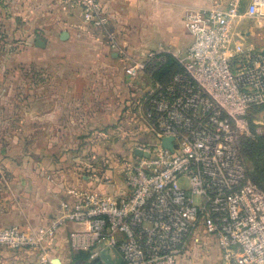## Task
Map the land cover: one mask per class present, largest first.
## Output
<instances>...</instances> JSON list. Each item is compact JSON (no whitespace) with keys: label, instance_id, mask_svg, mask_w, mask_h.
Instances as JSON below:
<instances>
[{"label":"built area","instance_id":"built-area-1","mask_svg":"<svg viewBox=\"0 0 264 264\" xmlns=\"http://www.w3.org/2000/svg\"><path fill=\"white\" fill-rule=\"evenodd\" d=\"M70 1L85 24L108 25L99 0ZM248 1L244 11L242 0L189 11L185 51H150L140 60L111 39L132 79L155 80L167 55L182 67L167 84L154 81L140 101L147 128L127 123L126 138L146 137L127 145L123 189L100 192L117 184L99 174L98 186L78 191L46 232L0 225V247L43 253L45 236L74 223L81 228L70 234V250L89 262L103 264L102 252L116 259L117 251L122 264H194L204 259L209 236L219 264H264V190L242 152L245 141L264 137V47L245 45L232 30L239 17L264 19V0Z\"/></svg>","mask_w":264,"mask_h":264},{"label":"crops","instance_id":"crops-1","mask_svg":"<svg viewBox=\"0 0 264 264\" xmlns=\"http://www.w3.org/2000/svg\"><path fill=\"white\" fill-rule=\"evenodd\" d=\"M99 1L109 19L101 30L85 24L70 0L0 5L1 226L46 232L64 205L73 206L78 191L98 186L94 177L99 174L117 184L100 186V192L123 189L122 175L109 168L127 154V123L141 121L132 100L155 80L148 74L127 76L111 39L140 60L150 51H185L192 43L186 14L226 7L231 0ZM248 2L242 0L243 11ZM243 18L233 32L245 45L264 47V19L249 23ZM132 91L139 93L134 97ZM80 228L66 223L45 236L43 253L0 247V264L85 263L69 247L70 234ZM202 240L208 257L194 264H219L213 238ZM86 262L93 263L89 256Z\"/></svg>","mask_w":264,"mask_h":264},{"label":"rangeland","instance_id":"rangeland-1","mask_svg":"<svg viewBox=\"0 0 264 264\" xmlns=\"http://www.w3.org/2000/svg\"><path fill=\"white\" fill-rule=\"evenodd\" d=\"M237 19H239V18H237ZM237 19H235L234 24H235V22L237 23ZM243 19L246 22L250 23V22H252L253 18L246 17ZM138 93H139V91H134V92L132 91L133 96H134V94H135V96H137ZM145 93H144V89H143V92L141 91L140 96L137 97L135 100H132V109H135V110L138 109L140 114H141V111L139 109V104H140V101L143 99ZM134 113H135V111H134ZM130 126H134V124L131 123ZM145 126H146V124L143 122L142 118H141L140 122H137V124H135V127H137V128L145 127ZM145 137H146V135H144V136L131 135L125 139L127 140V142H126L127 145L129 143L130 144L129 148H131L135 142H140L141 139L145 140L144 139ZM116 141H119V139H117ZM125 149H126V153H128L129 152L127 150L128 148L125 147ZM116 156L120 159L123 157L121 155V150L116 152ZM245 157H246L247 166H248L250 174L264 188V137H258L255 140H251V142L247 144ZM121 163L122 162L120 161L119 165H117L115 168L112 167L109 169L112 170L116 175L118 174L120 176L121 175L123 176V168H122ZM207 257L208 256L205 257V260H207ZM208 260L210 261V259H208ZM85 263L91 264V263H87L86 261H85ZM85 263H82V264H85ZM212 264H214V263H212Z\"/></svg>","mask_w":264,"mask_h":264},{"label":"trees","instance_id":"trees-1","mask_svg":"<svg viewBox=\"0 0 264 264\" xmlns=\"http://www.w3.org/2000/svg\"><path fill=\"white\" fill-rule=\"evenodd\" d=\"M180 72H182V67L179 64V62L175 58H173L171 55H167L166 63L163 64L162 67L154 74V79L156 82L165 85L172 79L174 75ZM250 142L251 140H247L243 143L242 152L244 156L246 153V146ZM250 176L252 180L254 181V183H256L260 188L264 190V188L255 180V178L251 174ZM78 258L83 262V261H87L88 256L81 254L80 256H78ZM91 264H100V262L95 261Z\"/></svg>","mask_w":264,"mask_h":264},{"label":"water","instance_id":"water-1","mask_svg":"<svg viewBox=\"0 0 264 264\" xmlns=\"http://www.w3.org/2000/svg\"><path fill=\"white\" fill-rule=\"evenodd\" d=\"M171 138H167L163 141V145L167 148H171ZM138 156H143L141 152H136ZM114 254L117 256L116 259H113L110 254H107L106 252H102L101 259L103 260V264H122L123 259L119 255L117 251L114 252Z\"/></svg>","mask_w":264,"mask_h":264}]
</instances>
